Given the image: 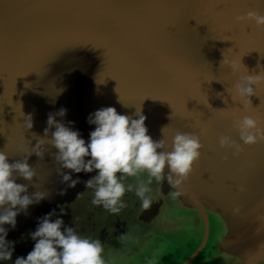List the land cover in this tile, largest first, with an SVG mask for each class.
I'll return each mask as SVG.
<instances>
[{"label":"water","instance_id":"95a60500","mask_svg":"<svg viewBox=\"0 0 264 264\" xmlns=\"http://www.w3.org/2000/svg\"><path fill=\"white\" fill-rule=\"evenodd\" d=\"M249 10L264 14V0H0V151L9 163L44 138L48 114L61 108L66 115L57 121L86 143L95 128L89 114L111 106L133 118L140 109L148 134L169 149L177 132L203 145L182 196L172 197L166 179H153L148 208L126 192V206L111 214L91 204L85 182L95 171L62 170L79 178L68 187L45 138L43 158H28L36 177L16 183L46 198L18 214L15 228L5 225L13 254L0 264L26 258L38 218L53 210L52 219L102 242L105 264H264V142L244 146L233 127L264 113V84L250 97L252 111L233 87L264 73V29L235 22ZM224 56L241 57L247 70L233 73ZM223 135L241 143L238 156L219 146ZM147 179L141 173L125 184Z\"/></svg>","mask_w":264,"mask_h":264},{"label":"clouds","instance_id":"9594fccd","mask_svg":"<svg viewBox=\"0 0 264 264\" xmlns=\"http://www.w3.org/2000/svg\"><path fill=\"white\" fill-rule=\"evenodd\" d=\"M235 22L264 29V14L249 10L236 16ZM222 63L230 67L233 73L239 72V67L226 60L225 56ZM262 84L264 73L248 74L234 84L242 108L251 104L250 97L255 95V87ZM65 115L66 109L63 108L55 114H48L44 138L36 137L37 143L25 153L23 159L9 163V157L0 151V262L11 260L13 254V242L6 240L8 229L5 225L15 228L18 214L27 213L29 206L39 204L46 198V194L40 191L29 195L27 185L16 183L17 177L29 183L36 177V170L29 165L28 158L33 153L43 158L45 138L56 149L52 155L58 165L57 174L62 176V182L68 187L74 188L80 182L79 178L73 179L69 172L62 170L68 169L77 174L95 171V176L85 182L87 188L93 189L91 204L101 206L111 214H118L126 206L122 199L126 192L134 191L141 207L148 208L153 179L157 182L166 179L175 190L171 193L172 197L182 196V186L201 155L203 145L200 137L192 133L177 132L170 149L164 139L153 140L145 125L147 117L140 109L135 113L136 118L119 114L111 106L89 114L88 123L95 125V128L89 133L87 143L78 130L57 121V116L63 118ZM24 124L27 130L33 127L31 114L25 117ZM233 127L244 146L264 142V127L251 116L235 119ZM52 128L55 130L49 137ZM218 142L221 148L232 150L233 156L243 151L241 143L229 135L221 136ZM141 173H147L146 181H138L135 186L125 184L126 178L138 177ZM60 194L63 195V190ZM55 215L53 210L38 218L35 231L30 233L35 241L33 249L26 258L17 257L14 264H105L103 244L99 239L78 234L72 226L65 225L61 216L52 219Z\"/></svg>","mask_w":264,"mask_h":264},{"label":"snow or ice","instance_id":"6c2138e0","mask_svg":"<svg viewBox=\"0 0 264 264\" xmlns=\"http://www.w3.org/2000/svg\"><path fill=\"white\" fill-rule=\"evenodd\" d=\"M251 29V28H250ZM245 31H247L253 38L255 36V31L253 29H251V31H248V29H246ZM252 51H255V50H252ZM238 67H239V71H241V69H244V70H247L245 68V66L241 63V57L238 61H235L234 62ZM254 108L251 106L249 107L248 105L246 106V108H243L244 111H252ZM239 107L235 110V111H239ZM220 115H225V113H220ZM264 121V113H261L260 116H259V120L258 122H262ZM264 124V123H262Z\"/></svg>","mask_w":264,"mask_h":264}]
</instances>
